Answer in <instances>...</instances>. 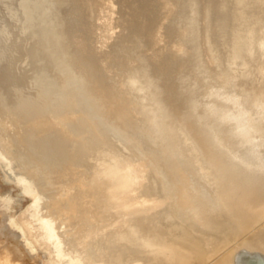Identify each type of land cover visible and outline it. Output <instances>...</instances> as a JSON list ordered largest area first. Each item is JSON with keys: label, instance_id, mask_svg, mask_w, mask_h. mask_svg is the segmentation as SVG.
I'll list each match as a JSON object with an SVG mask.
<instances>
[{"label": "bare ground", "instance_id": "bare-ground-1", "mask_svg": "<svg viewBox=\"0 0 264 264\" xmlns=\"http://www.w3.org/2000/svg\"><path fill=\"white\" fill-rule=\"evenodd\" d=\"M2 190L4 264H264V0H0Z\"/></svg>", "mask_w": 264, "mask_h": 264}, {"label": "rangeland", "instance_id": "rangeland-1", "mask_svg": "<svg viewBox=\"0 0 264 264\" xmlns=\"http://www.w3.org/2000/svg\"><path fill=\"white\" fill-rule=\"evenodd\" d=\"M4 192L3 190L0 191V193ZM28 201H30L28 199ZM11 209L13 211V214H16L17 211L25 206V202L21 198H15L10 201ZM4 214L0 211V264H4L2 262V258L4 255L5 249L8 247V238L7 235L11 237V234L13 235L12 238H16V241L21 242L20 236L13 231V229L10 226V220L8 218H4ZM15 235L17 237H15ZM14 259V260H13ZM13 261H17V257L12 258Z\"/></svg>", "mask_w": 264, "mask_h": 264}]
</instances>
